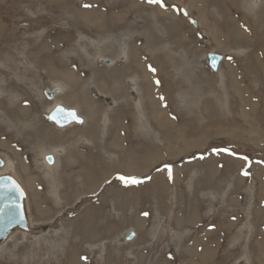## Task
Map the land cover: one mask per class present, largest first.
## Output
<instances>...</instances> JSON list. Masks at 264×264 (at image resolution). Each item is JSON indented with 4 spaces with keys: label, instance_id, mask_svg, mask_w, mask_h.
<instances>
[{
    "label": "rangeland",
    "instance_id": "1",
    "mask_svg": "<svg viewBox=\"0 0 264 264\" xmlns=\"http://www.w3.org/2000/svg\"><path fill=\"white\" fill-rule=\"evenodd\" d=\"M162 3L0 0V176L48 227L0 264L261 261L264 0Z\"/></svg>",
    "mask_w": 264,
    "mask_h": 264
},
{
    "label": "water",
    "instance_id": "2",
    "mask_svg": "<svg viewBox=\"0 0 264 264\" xmlns=\"http://www.w3.org/2000/svg\"><path fill=\"white\" fill-rule=\"evenodd\" d=\"M207 61L209 66L215 70L217 68L220 57L217 55H208ZM73 112H65L60 106H56L49 114L52 120L58 126H67L75 121L80 123ZM264 156V155H263ZM1 163V162H0ZM15 185L16 187H13ZM18 189V190H17ZM22 193V194H21ZM24 193L18 183L10 176H0V244L15 231L32 232L47 230V226H37L30 229L24 212Z\"/></svg>",
    "mask_w": 264,
    "mask_h": 264
},
{
    "label": "bare ground",
    "instance_id": "3",
    "mask_svg": "<svg viewBox=\"0 0 264 264\" xmlns=\"http://www.w3.org/2000/svg\"><path fill=\"white\" fill-rule=\"evenodd\" d=\"M218 2H219V6H221V7H219V9L221 10V12H223V13H225V14H230V13H233V14H235L234 12H231V8L233 7V6H235L234 8H236V5L234 4V0H218ZM234 8H233V10H234ZM233 16H229V20H230V25H231V27L232 28H237L238 29V31H235V35H237L239 38H242L243 39V37H244V35L242 34V31H239L240 30V27H242L240 24L238 25V23L236 22V20L234 19V17L232 18ZM228 18V17H227ZM263 20V19H262ZM227 21H228V19H227ZM241 35L243 36V37H241ZM263 47V46H262ZM263 54H264V51L262 52ZM264 56V55H263ZM217 68H218V65H217ZM255 70V74H257V73H261V75L262 76H264V74L261 72V71H258L257 69H254ZM72 72V71H71ZM250 73V72H249ZM74 76V75H73ZM65 77V76H64ZM263 78V77H262ZM243 84V83H242ZM247 91V90H246ZM61 108H63L62 106H60ZM91 107V106H90ZM53 110V109H52ZM51 110V111H52ZM63 110L65 111V112H73L72 110H65L64 108H63ZM74 114H75V116L78 118V119H80L77 115H76V113L75 112H73ZM50 114V113H49ZM48 118H49V115H48ZM91 119V118H90ZM52 121V120H51ZM82 121V120H81ZM53 122V121H52ZM72 124H80V123H76L75 121H73V122H71ZM71 123H69L68 125H71ZM57 125V124H56ZM58 126V125H57ZM56 126V127H57ZM58 127H63V126H58ZM65 127V126H64ZM63 127V128H64ZM86 137H88V136H86ZM56 151H58V150H51L50 152L51 153H56ZM60 151V150H59ZM14 153V152H13ZM46 153H44V162L46 163V165H48V169H52V168H54L56 165V162H54V156H52V154H46ZM14 155V154H13ZM17 155V154H16ZM15 155V156H16ZM17 157V156H16ZM1 164V163H0ZM51 165H53V166H51ZM24 204V203H23ZM24 212H25V210H24ZM261 214H263L262 212H261ZM27 220V219H26ZM27 222H28V220H27ZM28 225H29V222H28ZM16 232V231H15ZM17 232H19V231H17ZM22 232V231H21ZM14 233V232H13ZM11 235V234H10ZM10 235L7 237V239L10 237ZM6 239V240H7ZM5 240V241H6ZM4 241V242H5ZM262 248V247H261ZM262 250V249H261ZM261 250H259V253H258V255L261 257V261L259 262V264H264V253H262V251ZM73 255V254H72ZM257 262V261H256Z\"/></svg>",
    "mask_w": 264,
    "mask_h": 264
},
{
    "label": "snow or ice",
    "instance_id": "4",
    "mask_svg": "<svg viewBox=\"0 0 264 264\" xmlns=\"http://www.w3.org/2000/svg\"><path fill=\"white\" fill-rule=\"evenodd\" d=\"M149 3H157L159 4L161 7H163V3H162V0H149ZM88 5H85V7H87ZM70 115H73L74 116V113H70ZM227 151V150H225ZM243 159H247L246 157L243 158ZM167 167V166H166ZM247 174V173H245ZM119 179H121L122 181H124L126 184H136L138 183L139 181L136 179V178H133V177H119ZM13 187H16L15 185H13ZM18 190V189H17ZM22 194V193H21Z\"/></svg>",
    "mask_w": 264,
    "mask_h": 264
}]
</instances>
